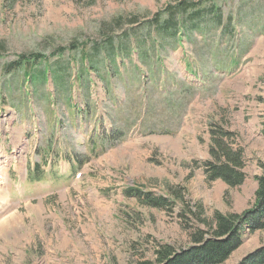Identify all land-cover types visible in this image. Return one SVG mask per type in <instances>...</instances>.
Returning <instances> with one entry per match:
<instances>
[{"label":"rangeland","instance_id":"1","mask_svg":"<svg viewBox=\"0 0 264 264\" xmlns=\"http://www.w3.org/2000/svg\"><path fill=\"white\" fill-rule=\"evenodd\" d=\"M181 1L201 2L199 27L177 12L186 27L161 36ZM263 122L264 0H0V264H139L187 246L191 209L252 206ZM220 143L242 152V185L207 179ZM261 246L264 230L247 232L222 264Z\"/></svg>","mask_w":264,"mask_h":264},{"label":"trees","instance_id":"2","mask_svg":"<svg viewBox=\"0 0 264 264\" xmlns=\"http://www.w3.org/2000/svg\"><path fill=\"white\" fill-rule=\"evenodd\" d=\"M199 3L187 4L186 1H181L176 11H172L170 7L167 8L168 19L157 26L158 33L161 36L174 38L179 36L180 29L186 26L184 23L179 22L182 18H178V22L176 21V13L180 12L178 16L180 17L185 11L187 12L191 9H194L193 13L197 14L191 19L192 23L188 22L189 25L186 28L190 30L199 27L198 23H194L200 21V18L197 19V17L201 14L197 12L198 10H195L196 5ZM221 16L219 13L213 16L212 21L215 25L222 21ZM71 48H74V46H71ZM37 58L39 56L32 58L31 56L22 55L20 61L16 63L20 64L24 60L26 65L30 63L32 66ZM262 134L264 136V122ZM212 154L215 161L207 163L205 167L206 177L209 181L221 179L232 187L244 183L246 176L243 172L244 162L240 150H235L220 143L217 147L214 145ZM261 169L262 173L255 177L257 188L254 202L250 208L241 213L222 214L216 212L210 219L204 216L203 208L191 209L190 211L195 217L198 227L190 232V243L180 248L170 243H158L154 250V258L141 261L139 264L224 263L242 245L247 232L253 233L258 230H264V163L261 164ZM171 193L177 199L184 200L178 190H171ZM143 197L144 201L151 206L159 208L170 207L169 201L164 197L157 198L151 195H143ZM239 264H264V246L248 253Z\"/></svg>","mask_w":264,"mask_h":264},{"label":"bare ground","instance_id":"3","mask_svg":"<svg viewBox=\"0 0 264 264\" xmlns=\"http://www.w3.org/2000/svg\"><path fill=\"white\" fill-rule=\"evenodd\" d=\"M14 223H15V222L13 221V222L10 224V227L15 226ZM16 223H17V222H16ZM3 227H4V226H3ZM1 229H2V228H1ZM4 229H6V228L4 227ZM2 230H3V229H2ZM7 230L10 231V230H12V229H7ZM8 231H7V232H8ZM13 231H14V230H13ZM15 231H16V230H15Z\"/></svg>","mask_w":264,"mask_h":264}]
</instances>
